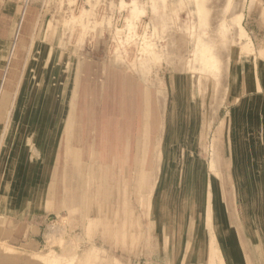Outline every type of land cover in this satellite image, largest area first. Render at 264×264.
Wrapping results in <instances>:
<instances>
[{"label":"rangeland","instance_id":"rangeland-1","mask_svg":"<svg viewBox=\"0 0 264 264\" xmlns=\"http://www.w3.org/2000/svg\"><path fill=\"white\" fill-rule=\"evenodd\" d=\"M252 68L264 0H0V264H264Z\"/></svg>","mask_w":264,"mask_h":264},{"label":"crops","instance_id":"crops-1","mask_svg":"<svg viewBox=\"0 0 264 264\" xmlns=\"http://www.w3.org/2000/svg\"><path fill=\"white\" fill-rule=\"evenodd\" d=\"M252 69L251 80L246 74L239 81L238 93L234 97V106L228 109V117L234 128L243 129L245 126L254 131L256 129L257 132L253 133L255 138L259 139L262 134L260 137L264 139V75L259 68ZM257 100L260 101L259 105L256 104Z\"/></svg>","mask_w":264,"mask_h":264},{"label":"bare ground","instance_id":"bare-ground-1","mask_svg":"<svg viewBox=\"0 0 264 264\" xmlns=\"http://www.w3.org/2000/svg\"><path fill=\"white\" fill-rule=\"evenodd\" d=\"M239 18H240V17H239ZM239 18H237V19H239ZM239 22H240V19H239ZM236 27H239V30H240V35H239V36H242V37L244 36V39H245L246 36H247V34L245 33L244 29H243L242 27L239 26L238 22H237V26H236ZM241 44H242L243 47L245 48V46L248 45V42H245V43L242 42ZM242 45H241V46H242ZM248 46H249V45H248ZM248 46H247V47H248ZM244 48H243L242 50H244ZM240 49H241V48H240ZM247 49H248V48H247ZM250 49H251V48H250ZM248 50H249V49H248ZM237 53H238V51H237ZM204 58H205V57H204ZM212 59H213V58H212ZM214 59H216V58H214ZM205 60H206V59H205ZM38 135H39V134H37V137H38ZM37 139H38V138H37ZM211 169H212V168H211ZM212 176H213V177L211 178V181L215 178V174H213ZM216 180H217V179H216ZM210 183H211V182H210ZM210 185H211V187H212V191H213L212 194H213V196L209 194V196L207 197V200H208V201L206 202V204H207L206 218L208 219V221L210 220L211 212L214 210V202L217 201V200H215V199H218L217 196L215 197V193H216V192L214 191V189H216V188H214V186L216 187V186H217V183L215 184V181H214V182H212ZM212 185H214V186H212ZM36 200H37V202H39V200H40V198H39L38 195L36 196ZM39 206H40V205H39L38 203H36V204L34 205V207H35L36 209H39ZM211 210H212V211H211ZM205 211H206V210H205ZM224 218H225V217H224ZM222 219H223V217H222ZM225 219H226V218H225ZM223 220H224V219H223ZM224 221H226V220H224ZM224 223H225V222H224ZM195 229H196V228H192L191 231L194 232ZM227 229H228L227 232H229V230L231 231L233 228L231 229V227H229V228H227ZM227 229H226V230H227ZM227 232L225 231L226 236H227ZM230 233H231V232H230ZM232 234H233V236H234L233 231H232ZM228 236H229V233H228ZM233 236H232V237H233ZM230 237H231V235L229 236V238H230ZM232 237H231V238H232ZM227 238H228V237H227ZM227 238H226V239H227ZM229 238H228V240H226V241H227V242H230L229 244H231L232 241H234V239H231V240H230ZM229 240H230V241H229ZM212 242H213V241H212ZM224 242H225V241H224ZM227 242H225V244H227ZM187 244H188V243H187ZM229 244H227V245H229ZM231 245H233V244H231ZM226 247L228 248V249H227L228 251L233 250V249L230 248V247H231L230 245H229V247H228V246H226ZM226 247H225V248H226ZM223 248H224V247H223ZM225 248H224V249H225ZM229 248H230V250H229ZM232 248H233V247H232ZM225 251H226V249H225ZM228 251H227L226 253H228ZM228 254H229V253H228Z\"/></svg>","mask_w":264,"mask_h":264}]
</instances>
